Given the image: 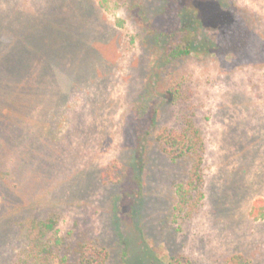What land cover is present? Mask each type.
I'll return each mask as SVG.
<instances>
[{
    "label": "rangeland",
    "instance_id": "374dc122",
    "mask_svg": "<svg viewBox=\"0 0 264 264\" xmlns=\"http://www.w3.org/2000/svg\"><path fill=\"white\" fill-rule=\"evenodd\" d=\"M213 1L211 36L236 35L232 8L253 15L244 47L157 74L150 38L166 0H0V264H14L20 224L50 213L56 237L100 242L127 264H264V218L249 216L264 201V0ZM186 120L205 143L192 213L173 209L187 163L154 142ZM113 160L120 183L104 185Z\"/></svg>",
    "mask_w": 264,
    "mask_h": 264
},
{
    "label": "trees",
    "instance_id": "16d2710c",
    "mask_svg": "<svg viewBox=\"0 0 264 264\" xmlns=\"http://www.w3.org/2000/svg\"><path fill=\"white\" fill-rule=\"evenodd\" d=\"M200 1L195 6L190 0H166V5L155 19L151 36V68L159 74L175 62L185 60L192 55L211 52L215 55L232 54L241 50L250 32L251 13L246 10L231 9V16L238 17L236 35L232 38L224 34L211 36L206 30L209 13H219L218 4ZM199 2V1H198ZM190 5V6H188ZM220 31V28L218 29ZM217 30V31H218ZM242 30V31H241ZM226 39V40H225ZM179 81L169 79L162 91L176 99L179 94ZM154 142L158 150L172 164L187 163L186 180L177 185L175 190L174 210L192 213L203 198L202 163L205 143L200 132L194 127L192 120H186L182 130L168 127L160 128ZM123 165L113 160L101 174L104 185H118ZM4 199V197H3ZM186 209V210H185ZM249 216L252 219L264 218V201L259 199L252 203ZM56 215L50 213L45 218L30 217L20 224L22 247L13 261L14 264H127L126 255L122 251L112 260L107 247L100 242H89L78 239L66 242L56 237L54 227ZM54 233V234H52ZM169 264H191L181 255L169 258ZM223 264H253L252 257L240 254L231 255L223 260Z\"/></svg>",
    "mask_w": 264,
    "mask_h": 264
}]
</instances>
